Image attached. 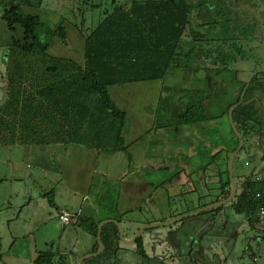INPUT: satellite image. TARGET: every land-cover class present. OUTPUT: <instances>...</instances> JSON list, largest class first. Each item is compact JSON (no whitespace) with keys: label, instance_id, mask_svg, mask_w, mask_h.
Masks as SVG:
<instances>
[{"label":"rangeland","instance_id":"rangeland-1","mask_svg":"<svg viewBox=\"0 0 264 264\" xmlns=\"http://www.w3.org/2000/svg\"><path fill=\"white\" fill-rule=\"evenodd\" d=\"M9 1L0 0V16ZM131 1L43 0L40 8L21 5L25 14L37 16L40 20L42 29L39 38L49 42L48 53L45 54L34 51L31 55H24L12 49L8 42L10 38L12 41V37L20 39L21 30L17 28L10 35L0 20V141L5 144L0 143V234L3 238L0 254L4 252L11 255L12 252L26 264L31 257L29 252L33 250L37 253H64V248L75 247L77 252L80 251L78 255H81L86 250L85 239L96 241L82 232L74 233L70 239L73 243L70 244L66 235L61 238L60 226L51 219L52 216L49 217L51 209L53 216L55 214L53 197H49V190L52 189V192L54 188L56 192L61 191L58 193L60 201L67 200L70 192L65 189L70 186L69 179L65 174L46 176L39 173L35 157L30 155L26 146L33 142L58 141L57 135L62 133L61 120L43 103L37 93L82 66L83 48L75 40L78 32L83 37L88 35L99 24L104 12H110L114 6L129 4ZM187 2L191 6V25L187 27L180 44V67L170 69L164 79L155 84L158 87L163 84L164 93L161 91L162 97L155 96L156 117L151 119V126L155 122L154 130L159 128L163 118L172 113L178 114L198 97L206 99V116L212 118L221 115L233 90H238L239 95L252 74L264 71V0ZM59 26L66 32L69 43L67 48L61 45L57 37L48 36V33ZM191 33L199 39L193 41ZM211 80L216 87L214 86L213 93L209 96L208 84ZM259 80L263 81V77L260 76ZM260 97L259 104L264 113V99L262 95ZM85 101L91 105L93 99L86 98ZM218 123V136L223 144L225 133L233 134L225 114ZM158 134L163 133L151 134L157 163L163 157L164 147V141ZM250 141L255 144L259 142V138L254 136L244 143L243 150L237 154L233 164L234 174L239 165L242 173L253 170L254 174H264L261 160L263 146H250ZM227 155H220V160L218 158L214 162L220 161L223 171ZM246 162L249 166H244ZM212 166L213 162L206 168L204 166L199 177L203 174H214L215 177ZM30 175L32 179H29ZM75 175L74 173L73 177ZM223 176L226 181V173ZM214 177L203 189L198 187L196 193L188 181V176L183 174L174 179L176 194L181 195L168 198L164 181L169 179V173L161 169L154 172L139 169L136 178L153 181L156 189L150 205L145 210L142 206V218L137 215L130 225L124 219L119 223L123 236L131 235L127 228L130 232H135L133 238L144 226L169 223L215 203L218 182ZM106 180L112 185V179ZM57 181L62 183L53 187ZM96 181L98 182L97 179ZM242 185L238 181V195ZM110 189L111 187L105 185L102 190L107 192ZM106 194L99 208V218L116 217L117 211L112 209L115 197ZM26 195L32 198L29 205L25 204ZM230 203L223 206L213 223L203 224L205 218L197 215L177 221L171 226L145 230L141 240L150 261H144L138 255L135 244H125L121 240L115 256L110 259L108 256L105 261L107 264H264V238L260 236L262 231L257 229L260 225L253 222L255 226L251 228L244 215L235 214ZM7 223L9 227L6 226ZM11 236L16 240L15 247H10ZM182 256L185 258L182 259Z\"/></svg>","mask_w":264,"mask_h":264},{"label":"trees","instance_id":"trees-1","mask_svg":"<svg viewBox=\"0 0 264 264\" xmlns=\"http://www.w3.org/2000/svg\"><path fill=\"white\" fill-rule=\"evenodd\" d=\"M42 4L43 0H10L4 6L0 20L5 28L12 34L17 28L21 30V38L16 40L12 37L10 45L16 52L24 55H31L34 51L44 54L47 52L49 42L39 38L42 29L39 18L25 14L21 10V5L27 8H40ZM190 16L191 6L187 0H132L129 4L114 6L110 12L104 14L102 21L83 37L85 43L82 66L37 93L43 103L61 120L62 141L65 145L71 144L106 153H126L122 138L126 114L112 101L109 88L162 81L170 69L179 68L180 44L187 27L191 25ZM48 36L57 37L66 48L69 46L62 26L48 33ZM191 37L193 41L199 39L193 33ZM55 70L56 68L53 71ZM260 76L263 77V81L259 80ZM261 95L264 99V73L253 77L242 103L233 112L234 124L243 137L241 150L245 142L264 133V113L259 104ZM86 98L93 99L91 105L86 103ZM205 100L200 98L188 106L178 117V125L205 122L207 120ZM236 143L237 147L238 139ZM229 155L226 156L223 171L227 175L224 184L228 188ZM236 157L237 155L234 162ZM243 189L240 195L236 192L230 204L235 214L244 215L253 228L252 222L257 208L264 206V178L255 181L253 173H250ZM256 194H260L261 197L256 199ZM222 208L200 214L205 218L203 224L213 223ZM84 223L87 224L85 228L89 235L96 239L98 223L91 221ZM101 241L104 245L103 252L80 264H107L106 258L115 256L119 250L120 238L117 227L113 224L104 225L101 229ZM134 244L138 255L144 261H150L141 237ZM97 248L98 244L95 241L91 251L96 252ZM184 258L182 256V259ZM77 259L70 253L45 251L38 253L34 264H76Z\"/></svg>","mask_w":264,"mask_h":264},{"label":"crops","instance_id":"crops-1","mask_svg":"<svg viewBox=\"0 0 264 264\" xmlns=\"http://www.w3.org/2000/svg\"><path fill=\"white\" fill-rule=\"evenodd\" d=\"M105 13L106 12H104V14ZM103 18L104 16L99 23ZM10 35H12V33H10ZM77 36L75 40L83 48L84 59L85 42L83 36L79 32ZM8 43L11 45V38ZM159 82L161 81L142 82L109 88L112 101L120 111L126 114V123L122 132L126 153H106L71 144L65 145L62 141V133L60 136L57 135L58 141L50 142L46 140L43 143L33 142L26 146L28 151H30V155L35 157L34 160L38 164L39 173L46 176L50 174L63 176V174H65V176H67L66 178L69 179L68 183L70 186L68 189H65L70 192L67 200L60 201L58 193H61V191L57 190L56 192L53 188L54 192L52 191V193L50 192L52 189L49 190V197H53L52 202H54V206H51L55 209L54 216L51 209L49 217L52 216L51 219L57 221L56 224L58 223L57 225L60 226L62 232L61 238L66 235L69 244L70 242L73 243L70 239L74 233L78 234L82 232L83 234L89 235L85 228L87 227V224L85 225L84 223L86 221H97L95 223H99L107 219H112L121 223V221L125 220L127 225H130L131 220L137 215L141 217L143 212L142 206L145 207V210L146 207L150 205L154 195L153 192H155L156 189V184L146 178L142 180L137 179L136 175L139 169L152 172L156 169H161L165 173H169V179L164 181V185L167 187L165 192L168 198H170L172 195L177 197L181 195V193L176 194L177 186L174 185V179L183 174L188 176V181L193 191L197 193L198 187L203 189V187L207 185V182L210 183V179L214 177V174H209L208 176L203 174L199 177V173L204 166L206 168L213 162L211 170L216 174L214 178L218 182L216 202L228 196L229 193L227 194V192L230 190V187L228 188L224 184V172L221 163L220 161L217 163L214 162H216L218 158L220 160V155L231 154L236 148V137L232 131L231 134L233 135H229V133L226 132L223 144L220 142L218 136L220 126L218 122L219 120L222 121V116L224 114L227 116L229 108L236 104L238 90H233L229 101L225 102V111L221 112V115L216 117L213 116L212 118L206 116L207 120L203 123L179 126L178 117L188 106L196 102L198 97L186 105L178 114L172 113L168 117L163 118L162 124L157 130H154L155 128L153 127L155 126V122L153 121L151 126V119L156 117L154 112L155 96L162 97L164 93L163 84L159 85V87L155 85L159 84ZM214 86V81L211 80L210 84H208L209 96L212 95ZM161 91H163V93H161ZM206 103L207 102H204L205 111L208 109ZM152 133H163L158 134L164 141L163 157L159 163H157V159L155 158L156 151L154 149L155 144L152 142L153 139L151 138ZM262 135L255 136L259 138V142L253 144L250 141V146H263L261 160L264 156V133ZM1 144L5 145L3 143ZM35 148H37L36 151H33ZM247 163L248 162L244 163V166H249V163ZM190 165H192V167L189 168ZM75 167L77 168L76 171L74 170ZM74 173L76 175L73 177ZM250 173H253V170ZM250 173H242L240 165L236 169V174L233 173V177L238 178L235 179L236 192L238 181L243 183L239 195L242 194L246 178ZM32 178L33 177L30 175L29 179ZM107 178L108 180L109 178L112 179V185L108 183L106 180ZM253 178H264V174L258 175L253 173ZM61 183V181H57L53 187ZM105 185L111 187L110 191L105 192L102 190ZM106 193L115 197V204L112 206V209L117 211L116 217L99 218V208L102 206V202H104V198L107 195ZM49 197L47 196V198ZM44 198H46V196ZM25 201V204L29 205L32 201L31 196L26 195ZM8 203L9 202H7V204ZM62 214H67L70 217L71 223L62 224L59 220V216ZM143 221L145 220L143 219ZM253 222L257 223L256 216L253 218ZM56 224L54 226H57ZM143 225L145 224H141V226ZM6 226L9 227V223H7ZM257 229L259 230L260 227ZM127 231L131 233V235L127 237L124 236V238L129 240L135 232H130L128 228ZM260 236L264 237V233L260 232ZM2 239L0 234V250L2 249ZM11 239L12 245L10 247H15L17 245L16 240H14L13 236H11ZM84 244V247H86L85 249L89 251L85 250L83 252L81 250V255H78L80 251L77 252L75 247H70V249L64 248L66 251L64 253H67L68 249L69 253L77 258L91 253L95 241L92 242L85 239ZM29 253L31 257L26 264H34L39 252L37 253L36 250H33ZM10 254L11 255L4 252L1 253L0 264H23L21 257L15 254L13 255L12 252Z\"/></svg>","mask_w":264,"mask_h":264},{"label":"water","instance_id":"water-1","mask_svg":"<svg viewBox=\"0 0 264 264\" xmlns=\"http://www.w3.org/2000/svg\"><path fill=\"white\" fill-rule=\"evenodd\" d=\"M260 73H264V71L263 72H255L254 74L251 75V77L246 82L245 87L243 88V90H242V92L240 94V98H239L238 103L232 105L229 108L228 113H227L228 121H229V124L231 126V130H232L233 134L235 135V137L238 139V147L235 149V151H233L231 153V155H230V157L228 159V163H227L228 178H229V183H230V190H229L228 196L225 199L217 201V202H215V203H213V204H211L209 206L203 207V208H201V209H199L197 211H194L192 213H188L186 215L180 216V217L174 219L173 221H171L169 223L144 226L137 232V234L133 238H131L129 240H126L124 238L121 226H120V224L117 221H114V220L103 221V222L99 223L98 227H97L96 241H97V244H98V248H97L96 252L78 258L77 261H76V264H80L82 261L87 260V259L95 258V257H97L98 255H100L103 252L104 245H103V243L101 241V229L106 224H113V225H115L117 227L118 233H119V238H120V240L123 243L134 244L136 242V240L141 237V235L143 234V232L145 230H149V229H153V228H157V227L171 226V225L175 224L177 221H180V220L192 217V216H197V215L206 213V212H208L210 210H213V209H216V208H219V207L226 206L228 203H230V202H232L234 200V198L236 196V180L233 178V162H234L235 156L242 149L243 137L236 129V126H235L234 121H233V112L242 103L244 94H245V92H246L251 80L253 79V77H255L257 74H260Z\"/></svg>","mask_w":264,"mask_h":264},{"label":"built area","instance_id":"built-area-1","mask_svg":"<svg viewBox=\"0 0 264 264\" xmlns=\"http://www.w3.org/2000/svg\"><path fill=\"white\" fill-rule=\"evenodd\" d=\"M259 179L256 178L255 181ZM261 196L260 194H256L255 198L259 199ZM257 223L260 225L261 231L264 233V206H260L257 208L256 212ZM59 220L62 224H69L71 223L70 217L67 214H62L59 216Z\"/></svg>","mask_w":264,"mask_h":264},{"label":"flooded vegetation","instance_id":"flooded-vegetation-1","mask_svg":"<svg viewBox=\"0 0 264 264\" xmlns=\"http://www.w3.org/2000/svg\"><path fill=\"white\" fill-rule=\"evenodd\" d=\"M179 253H181V251Z\"/></svg>","mask_w":264,"mask_h":264}]
</instances>
